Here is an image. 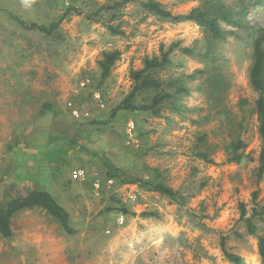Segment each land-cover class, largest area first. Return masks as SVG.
Wrapping results in <instances>:
<instances>
[{"label":"rangeland","instance_id":"rangeland-1","mask_svg":"<svg viewBox=\"0 0 264 264\" xmlns=\"http://www.w3.org/2000/svg\"><path fill=\"white\" fill-rule=\"evenodd\" d=\"M150 1L175 15L201 5L0 0V200L50 191L75 230L67 234L43 209L24 210L12 219L13 237H0V264H233L223 240L244 264H263L264 217H253L256 206L264 207L255 111L261 93L251 69L254 42L264 41V0H225L242 27L221 23L229 32L223 43L194 22L150 13ZM176 43L174 66L160 76L182 81L187 93L166 102L160 117H113L133 89L131 72ZM185 48L194 54H183ZM115 51L120 58L103 78V55ZM238 142L245 145L237 152L241 161L232 147ZM124 177L163 184L184 200ZM250 218L256 236L248 234Z\"/></svg>","mask_w":264,"mask_h":264},{"label":"trees","instance_id":"trees-1","mask_svg":"<svg viewBox=\"0 0 264 264\" xmlns=\"http://www.w3.org/2000/svg\"><path fill=\"white\" fill-rule=\"evenodd\" d=\"M135 1V0H129ZM201 5L188 14L175 15L171 11L166 10L161 4L150 1L145 4L146 10L150 13L157 15L163 19L169 20L173 23L194 22L204 28V30L211 36V40L215 43H223L227 40L229 32L221 28V23L228 27L241 28V24L234 19L233 10L225 4V0H199ZM20 22V20H19ZM25 25L24 22H20ZM31 28L36 29L39 27L33 24ZM41 29V28H40ZM113 30V28H111ZM116 32V30H115ZM180 48V44H172L168 50L161 46L160 56L146 58L144 60V67L139 71L131 72V80L133 81V89L131 93L114 109L112 116H116L120 111L129 112H149L155 117H160L163 107L166 102L173 101L176 97H180L187 93L186 88L182 87V81L168 82L162 80L160 73L166 71L174 66V62L170 58L173 51ZM185 55H193L192 49H181ZM121 55L120 51L104 53L103 60L100 66L103 70V78L110 75L111 68L119 60ZM201 72H197L192 77H196ZM251 83L253 87L261 93V96L255 104V111L259 122V134L262 139V148L259 157L258 179L261 180L264 176V41L263 38H258L254 42V56L253 66L251 69ZM169 89H175L174 93ZM148 94L146 103H139V96ZM176 108V107H175ZM180 111L179 107L176 108ZM235 161H241V157L237 152L244 148L242 142L233 145ZM202 159L208 160L207 156L202 154ZM116 171L109 169L108 174L113 176ZM123 181L128 184L140 182L144 187L150 191L162 194L177 203L184 200L179 192L157 183L129 180L123 178ZM258 199V191L253 193V200L256 202ZM35 208L43 209L55 221H57L64 231L72 235L75 230L71 226L70 213L55 199V197L42 190H29L22 195L13 196L12 193H6L4 198L0 200V237L10 240L13 237L12 219L14 216L24 210H32ZM242 211V218L246 216V209L243 204L240 206ZM253 217H264V207L259 209L257 206L253 209ZM247 229L250 236L257 235V227L253 224L252 218L247 219ZM222 249L226 258L233 264H244L243 259L239 256L232 254L226 248V240L222 241ZM258 252L262 263L264 264V236H258Z\"/></svg>","mask_w":264,"mask_h":264},{"label":"built area","instance_id":"built-area-1","mask_svg":"<svg viewBox=\"0 0 264 264\" xmlns=\"http://www.w3.org/2000/svg\"><path fill=\"white\" fill-rule=\"evenodd\" d=\"M76 175H78L79 177H83V178L85 177L84 176L85 174L82 171L77 172ZM122 220H124V219L122 218Z\"/></svg>","mask_w":264,"mask_h":264},{"label":"crops","instance_id":"crops-1","mask_svg":"<svg viewBox=\"0 0 264 264\" xmlns=\"http://www.w3.org/2000/svg\"><path fill=\"white\" fill-rule=\"evenodd\" d=\"M49 192H50V191H49ZM50 193H51V192H50ZM51 194H52V193H51ZM35 209H36V210H41V209H38V208H35ZM35 209H32V210H35ZM21 212H22V211H21ZM47 214H48V213H47ZM48 215H49V214H48ZM15 255H16V254H15ZM15 255H14V256H15ZM22 257H23V256H22ZM22 257H21V258H22ZM25 257H26V256H25ZM25 257H23V259H25ZM4 258H5V257H4ZM11 261H13V259H11Z\"/></svg>","mask_w":264,"mask_h":264}]
</instances>
